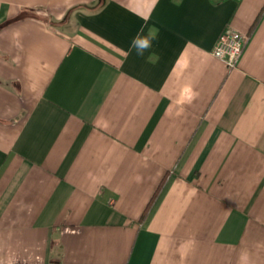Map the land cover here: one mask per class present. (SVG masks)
Here are the masks:
<instances>
[{
	"label": "crops",
	"instance_id": "obj_1",
	"mask_svg": "<svg viewBox=\"0 0 264 264\" xmlns=\"http://www.w3.org/2000/svg\"><path fill=\"white\" fill-rule=\"evenodd\" d=\"M0 264H264V0H0Z\"/></svg>",
	"mask_w": 264,
	"mask_h": 264
},
{
	"label": "built area",
	"instance_id": "obj_2",
	"mask_svg": "<svg viewBox=\"0 0 264 264\" xmlns=\"http://www.w3.org/2000/svg\"><path fill=\"white\" fill-rule=\"evenodd\" d=\"M249 35L238 30H228L220 35L212 53L224 60L229 68L238 66L246 48Z\"/></svg>",
	"mask_w": 264,
	"mask_h": 264
},
{
	"label": "clouds",
	"instance_id": "obj_3",
	"mask_svg": "<svg viewBox=\"0 0 264 264\" xmlns=\"http://www.w3.org/2000/svg\"><path fill=\"white\" fill-rule=\"evenodd\" d=\"M133 46L137 49V55H143L144 51L151 47V43L146 38H138L134 40Z\"/></svg>",
	"mask_w": 264,
	"mask_h": 264
},
{
	"label": "trees",
	"instance_id": "obj_4",
	"mask_svg": "<svg viewBox=\"0 0 264 264\" xmlns=\"http://www.w3.org/2000/svg\"><path fill=\"white\" fill-rule=\"evenodd\" d=\"M155 196V195H154ZM153 200V199H152Z\"/></svg>",
	"mask_w": 264,
	"mask_h": 264
}]
</instances>
